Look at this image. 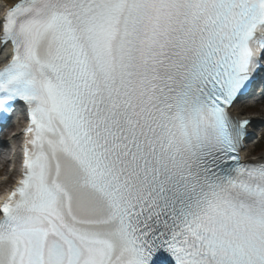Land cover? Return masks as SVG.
<instances>
[{"label":"snow or ice","instance_id":"6c2138e0","mask_svg":"<svg viewBox=\"0 0 264 264\" xmlns=\"http://www.w3.org/2000/svg\"><path fill=\"white\" fill-rule=\"evenodd\" d=\"M0 120L28 110L0 264H264V159L228 108L264 0H17Z\"/></svg>","mask_w":264,"mask_h":264},{"label":"bare ground","instance_id":"6f19581e","mask_svg":"<svg viewBox=\"0 0 264 264\" xmlns=\"http://www.w3.org/2000/svg\"><path fill=\"white\" fill-rule=\"evenodd\" d=\"M17 0H0V8H4V7H10L12 6ZM5 55V50H1L0 49V60L3 58V56ZM231 116L234 118V119H241L243 117V110L242 109H239V108H232L231 109ZM251 121L253 123H262L261 121H259V119L257 118H254V117H250ZM247 144V143H246ZM252 151L251 152H246L245 151V148L243 147L242 149V156L246 159L249 160V162H255V161H258V160H262L264 159V151L256 156V157H252Z\"/></svg>","mask_w":264,"mask_h":264},{"label":"rangeland","instance_id":"374dc122","mask_svg":"<svg viewBox=\"0 0 264 264\" xmlns=\"http://www.w3.org/2000/svg\"><path fill=\"white\" fill-rule=\"evenodd\" d=\"M246 105V103H243V104H240V105H237L236 108H239V109H242L244 106ZM258 115H255V116H259V115H263L264 114V103L262 104V107H259V108H255ZM246 115V112L244 111L243 112V116ZM254 133H256L258 135V137L260 138L261 137V140L259 141L257 138L255 139V141L258 142V144H260V146L264 145V125L260 126L259 128H257ZM257 142H251L249 144H247L245 146V151L246 152H253L252 153V156L253 157H256L258 155H260L258 152H255V148L259 147V146H256ZM6 172V169L3 170V172H0V176L3 177L4 173ZM2 190H0L1 192Z\"/></svg>","mask_w":264,"mask_h":264}]
</instances>
